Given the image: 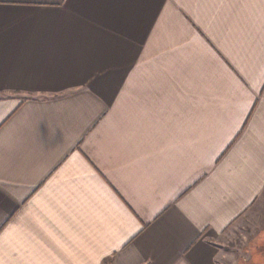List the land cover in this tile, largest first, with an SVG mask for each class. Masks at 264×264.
Here are the masks:
<instances>
[{"label":"crops","instance_id":"0c3cea01","mask_svg":"<svg viewBox=\"0 0 264 264\" xmlns=\"http://www.w3.org/2000/svg\"><path fill=\"white\" fill-rule=\"evenodd\" d=\"M264 202V0H0V264H246Z\"/></svg>","mask_w":264,"mask_h":264},{"label":"rangeland","instance_id":"374dc122","mask_svg":"<svg viewBox=\"0 0 264 264\" xmlns=\"http://www.w3.org/2000/svg\"><path fill=\"white\" fill-rule=\"evenodd\" d=\"M226 249L229 261L233 258L246 264H264V202L238 219Z\"/></svg>","mask_w":264,"mask_h":264}]
</instances>
